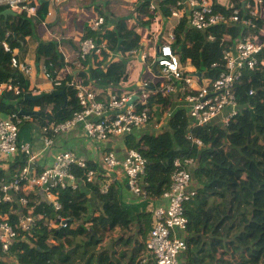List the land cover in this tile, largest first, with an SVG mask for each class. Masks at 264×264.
Segmentation results:
<instances>
[{
  "label": "trees",
  "instance_id": "obj_1",
  "mask_svg": "<svg viewBox=\"0 0 264 264\" xmlns=\"http://www.w3.org/2000/svg\"><path fill=\"white\" fill-rule=\"evenodd\" d=\"M166 1L170 5L175 3L174 0ZM47 4H41L44 12ZM140 7L143 8L144 4ZM236 7L240 17L247 18L246 9L236 0L232 7H217V10L227 14ZM4 8L0 7V11ZM44 14L39 13L42 19ZM163 15H170L168 8L164 9ZM254 22V28L239 22L199 31L189 29L186 19L181 17L174 30V53L180 63L185 64L190 59L195 69L206 78H214L221 69L223 48L238 37L257 33L262 23L258 18ZM32 25V20L24 12L0 15V82L10 80L21 89L18 95L11 91L1 94L0 113L23 118L20 111H30L29 117L40 126L46 122H62L80 110L75 88L67 86L66 82L74 79L103 90L109 85H119L125 79L124 63L122 60H108V51L101 52L100 60L97 55L92 56L94 66L87 68V59L76 73L72 68L69 74L62 75L67 63L57 42L34 38ZM209 35L213 40L208 39ZM83 37L104 38L110 52L117 50L121 53L137 50L141 41L135 25H130L126 19H120L102 36L100 30L85 27ZM3 41L12 49L18 48L19 62L31 56L36 65L43 64L52 86L65 91L66 105L63 97L52 92H42L34 101L25 97V92L30 94V79L19 68L11 66L13 52L3 49ZM258 60L257 68L244 73L236 83L235 94L240 110L226 127L211 122L189 128V117L183 109H176L168 117L163 116L171 108L173 98L164 99L159 94L148 96L150 121L161 132L145 133L138 139L133 133L123 136L127 149L135 148L146 158L143 187L147 198L124 202L116 182L105 194L99 192L97 182L87 183V189L99 202L89 214L88 196L82 188H55L53 194L61 204L60 210L54 211L44 202L34 206L35 202L29 201L34 212L45 210L55 226L47 229L41 221L40 228L30 237V243L18 241L9 252L0 250V258L8 256L18 264H140V256L146 252L143 240L152 224L147 206L169 188L174 160L193 158L194 164L189 171L198 189L184 205L188 224L182 264H264V47ZM213 63L218 67L213 68ZM58 80L60 85L55 86L53 82ZM251 90L253 93L249 94ZM35 106L39 110L32 112ZM23 130L21 125L19 137ZM188 135L199 139L203 146L191 145ZM15 163L23 166L26 157L19 155L13 165ZM86 169L96 167L87 163ZM86 169H78L76 174L81 177ZM59 218L71 221L61 226ZM0 264L10 263L0 260ZM145 264L155 262L148 259Z\"/></svg>",
  "mask_w": 264,
  "mask_h": 264
},
{
  "label": "built area",
  "instance_id": "obj_2",
  "mask_svg": "<svg viewBox=\"0 0 264 264\" xmlns=\"http://www.w3.org/2000/svg\"><path fill=\"white\" fill-rule=\"evenodd\" d=\"M147 3V11L155 13L158 0H139ZM243 2L247 18L240 17L239 9L233 8L229 13H222L214 8V0H174L170 5V17L173 22L168 32L155 46L154 61L158 68L159 81L153 87L147 81L140 82V92L118 94L111 90L105 101L96 99L93 85H83L74 80L66 82L67 86L74 87L80 110L73 113L72 117L62 122H46L42 127V151L53 146L54 137L64 131H69L82 123L83 130L88 138L96 142H103L111 136H120L131 133L148 123L150 113L147 98L150 94H159L162 97L174 96L183 100L190 120L189 127L204 126L215 122L226 127L233 116L240 110L235 94V86L244 73L254 71L259 63L258 56L264 47V39H257L253 35H244L235 42L223 48L221 52V69L214 78H206L202 73L196 77L184 70L178 56L174 53L172 45L176 41L174 28L180 19L184 7L187 13L188 24L192 29L206 31L218 25L243 23L254 28V19L264 0H239ZM9 8L24 12L28 18H35L36 6H28L23 0H0ZM104 18L98 17L90 24L92 30H101ZM101 34V31H100ZM213 40V36H208ZM5 51L13 52L8 42H2ZM108 51V60H117L119 51L110 52L106 40L100 38H84L79 42L76 60L72 68H82V63L101 52ZM132 53V52H131ZM128 52H126V55ZM144 58V54H141ZM31 60L19 62L15 56L11 58V66L19 68L25 74L31 72ZM212 67H218L215 63ZM72 68H68L69 72ZM60 85L59 81L53 82ZM13 92L18 95L21 89L13 85L10 80L0 82V96L3 92ZM251 90L249 94H252ZM40 94L33 91L31 95ZM136 100L130 103L132 97ZM22 117L8 115L0 117V157L12 158L10 164L15 162L19 155L26 157V163L13 169V173L0 172V250L9 252L10 248L18 241L30 243V237L40 228V222L46 224L47 229L53 227L45 211L34 212L29 206V201L50 205L54 211L61 209V204L53 194V189L77 188L78 180L84 184L98 182L101 194L108 192L112 184L109 172L116 167L126 178V184L136 199L147 198L143 187L146 171V158L135 148L125 150L122 159L114 151L100 152V169H86L87 164L73 150L59 151L50 165L37 166L38 154L32 150L30 142L19 140V130ZM191 145L200 148L203 143L196 138L187 136ZM194 164L193 158H176L173 162L171 184L162 193L166 200L165 205L149 204L147 210L151 216V228L145 240L146 256L142 257L140 264H145L151 259L155 264H182L181 254L187 245L184 237L179 233L187 232L188 219L184 212V205L197 192L192 186V176L189 167ZM78 169H86L81 177L76 174ZM11 171V170H10ZM105 178V179H104ZM100 180V181H99ZM64 218H59V224L65 226Z\"/></svg>",
  "mask_w": 264,
  "mask_h": 264
},
{
  "label": "crops",
  "instance_id": "obj_3",
  "mask_svg": "<svg viewBox=\"0 0 264 264\" xmlns=\"http://www.w3.org/2000/svg\"><path fill=\"white\" fill-rule=\"evenodd\" d=\"M123 1L124 3H128L129 6H127L126 4H121L120 2L109 5L103 2L102 0H23V2L28 6L37 7L35 18L30 17L33 24L32 26H33L34 38L46 42L47 41L57 42L58 50L59 52L62 53L63 59L67 63V65L65 66V71L62 72V75L65 76L69 74L68 68L71 69L73 63L76 60V55L79 48V42L82 39H84L83 36L85 33V27H90V24L92 23L93 20H96L100 16L104 18L105 21L100 30L101 36L104 35L106 29L114 28L120 19H126L130 23V25L132 24L135 25V31L141 37L140 47L137 50L125 51L124 53L119 52L121 56L130 57L127 63L126 76L121 84L116 86L109 85L106 86L105 89L103 90L98 88L96 89L94 86H92L95 88L96 99L99 100L97 96L99 97L102 96L100 101H105L107 99V94L111 90L116 91L118 94H125L127 92L137 93L138 89L141 86L140 82L147 81L150 85L154 86L155 83H157L160 80L158 68L155 67V70L153 69L155 61L154 63L151 64L152 59L155 60L154 59L155 46L157 42L161 40V38L164 35H166V33L168 32V28L170 26L172 28L173 24L176 23V21L173 22V20L169 18V16L163 15V11L165 8H168V10L170 11L169 8L170 4L166 0L157 1L158 7L155 13H150L146 10V8L140 7L143 4V2L139 3L138 0H123ZM234 1L235 0H214L215 2L214 8L216 10L217 7L219 8L225 7L226 9L230 8L233 6ZM236 1L237 3L238 2L241 3L242 8H244L241 1L239 0ZM45 2L48 3L46 6V12L42 10L43 7L41 6V4ZM2 6L8 8V6L4 4V2L0 3V7ZM13 10L15 11V13H20L18 10L15 9ZM188 12L189 9L187 7H184V10L181 13L180 18L184 17L186 19V25L190 29L191 27L188 24V18H187ZM39 13L40 14L45 13L43 19L40 17ZM103 14L107 15V18H105V15ZM138 17L140 20L139 24H138ZM257 18L262 23L261 27L257 33L253 32L250 35H253L257 39H264V6L259 9ZM163 32L165 33L163 34ZM146 42H148L147 51H143L141 47ZM174 44L172 45V47L174 46ZM13 49L14 51L12 56L18 58V48H13ZM126 52H128L127 55ZM141 54H144V58L141 57ZM121 56H119L117 60H121ZM27 59L31 60L32 67L30 74H26L30 79V86H29L30 94L25 92V96L31 95L33 91H38L42 93V92H53L54 90H62L52 86V82L46 77L44 73V67L42 63L36 65L31 56H26L25 58L21 59V61L23 62L24 60ZM92 59H93L92 56L90 59H88L89 62L87 63V68L94 66V62ZM180 64L184 68V70H186V72L190 74L196 75L197 72H200L201 74V71L196 70L195 67L192 65L190 59H187L185 64L182 63ZM76 72L77 70H74V73ZM196 77L198 76L196 75ZM159 96L164 99L173 98L172 106L171 108H169V110H167L163 114L164 117H168L172 115L173 112L179 108L183 109L187 114V109L185 107V102H183V100L181 99L177 100L174 96H168V97H162L161 95ZM134 100H136L135 96L133 97L132 102ZM38 110L39 107L35 106L32 112H36ZM47 110L50 111V108H48ZM27 112L29 113L23 114L24 116L22 118L21 125L23 126V124L27 123L29 126L28 129H25L23 127L24 129L23 134L19 138L23 142H30V144L32 145V150L38 154L37 156L38 168L44 165H50L53 162L55 155L59 151L69 149V150H73L80 158L84 159L86 164L91 163L96 167V169H100L101 151L112 150L119 159H122V157L125 154V150L127 149L124 146V142H123L124 135L111 136L106 141L96 142L95 140H92L87 137V135L83 130L82 123H79L76 127L72 128L69 131L58 133L54 137L53 146L45 151H42L41 150L42 126H40L39 123L34 118L29 117L31 113L30 111ZM6 116L8 115H4L3 113H0V117H6ZM189 125H190V120H189ZM37 128H40V132L34 133V131ZM20 130H21V126H20ZM20 130H19V135H20ZM160 132L161 131L157 127V125H155V123L151 122L149 119L146 125L141 126L139 128H135L131 133H133L134 137L138 139L139 136L145 133L158 134ZM12 160H13L12 158L4 159L0 157V172L13 173L12 171H10L11 168L18 169L19 165L17 163H15V165L10 164ZM109 175H111L112 184L116 182V184L118 185L122 200L124 202L139 201V199L135 198V196L127 186L126 178L123 175V173L120 171V168L116 167L114 170L109 172ZM95 182H97V180ZM192 186L198 189V185L195 184L194 180L192 182ZM77 188H82L84 192L87 194L88 196L87 204H88L89 214L92 213V211L99 205V202L94 197L92 191L90 189H87V185H85L81 180H78ZM151 203L153 205H165L166 200L163 199L161 195L158 199L151 201L149 204ZM45 204L48 205L47 203ZM52 224L54 227L55 225L53 222ZM185 234L180 232L179 236L185 238ZM146 237L143 240V246H145ZM145 256H146V252L145 253L143 252L140 258ZM183 258H184V254H181L180 256L181 262H183ZM0 260H5L10 264H18L15 259L13 258L11 259L8 256L1 257Z\"/></svg>",
  "mask_w": 264,
  "mask_h": 264
},
{
  "label": "water",
  "instance_id": "obj_4",
  "mask_svg": "<svg viewBox=\"0 0 264 264\" xmlns=\"http://www.w3.org/2000/svg\"><path fill=\"white\" fill-rule=\"evenodd\" d=\"M15 14H16L15 11L13 9H11V8H5L2 11H0V15H4V16H7V15H15ZM155 67H156V62L154 63V66H153V69L154 70H155ZM196 75L199 76L200 75V72H197ZM52 93L54 95H58V96L63 97V99H64V105H66L67 96H66V93H65L64 90H54ZM41 95L42 94L40 93V94H36V95H28V96H25V97L28 98L29 100H33L34 101V100L38 99ZM132 100H133V97L131 98L130 103L132 102ZM20 113L28 114L29 112H27V111H23V112L20 111ZM64 222H68V220L65 219Z\"/></svg>",
  "mask_w": 264,
  "mask_h": 264
},
{
  "label": "rangeland",
  "instance_id": "obj_5",
  "mask_svg": "<svg viewBox=\"0 0 264 264\" xmlns=\"http://www.w3.org/2000/svg\"><path fill=\"white\" fill-rule=\"evenodd\" d=\"M103 2H105L106 4H109V5H112V4H115V3H118V2H120L121 4H126L127 6H129V4L128 3H124V1L123 0H102ZM165 32H163V34H164ZM147 43L148 42H146L145 44H143V46L141 47L142 48V50L143 51H147ZM129 56L128 57H124V56H121V60H122V62L124 63V65H125V69L127 70V63H128V60H129ZM152 63H154V60L152 59V62H151V64ZM32 119V118H31ZM33 120V119H32ZM26 121V120H25ZM28 124L26 123V124H23V127L25 128V129H28ZM25 132V131H24ZM40 132V128H37L35 131H34V133H39Z\"/></svg>",
  "mask_w": 264,
  "mask_h": 264
},
{
  "label": "clouds",
  "instance_id": "obj_6",
  "mask_svg": "<svg viewBox=\"0 0 264 264\" xmlns=\"http://www.w3.org/2000/svg\"><path fill=\"white\" fill-rule=\"evenodd\" d=\"M138 2H139V3H142V2H140L139 0H138ZM241 2H242V1H241ZM147 3H148V2H143V4H144V7H143V8H146ZM242 4H243V2H242ZM243 7H244V6H243ZM8 8H9V7H8ZM244 8H245V7H244ZM11 9H12V8H11ZM146 10H147V8H146ZM169 17H170V15H169ZM178 22H179V21H178ZM178 22H177V23H178ZM176 25H177V24H176ZM175 27H176V26H175ZM174 33H175V32H174ZM175 37H176V36H175ZM175 42H176V41H175ZM173 50H174V49H173Z\"/></svg>",
  "mask_w": 264,
  "mask_h": 264
}]
</instances>
